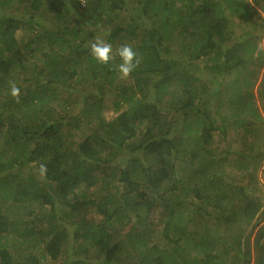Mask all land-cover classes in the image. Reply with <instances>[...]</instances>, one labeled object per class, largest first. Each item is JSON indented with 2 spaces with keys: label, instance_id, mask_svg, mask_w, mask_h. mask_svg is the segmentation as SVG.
Instances as JSON below:
<instances>
[{
  "label": "trees",
  "instance_id": "16d2710c",
  "mask_svg": "<svg viewBox=\"0 0 264 264\" xmlns=\"http://www.w3.org/2000/svg\"><path fill=\"white\" fill-rule=\"evenodd\" d=\"M83 1L0 0V199L28 218L0 206V264H264V196L249 192L264 189V0ZM248 24L261 34L236 38ZM100 33L109 65L90 54ZM125 44L141 62L121 79Z\"/></svg>",
  "mask_w": 264,
  "mask_h": 264
},
{
  "label": "rangeland",
  "instance_id": "374dc122",
  "mask_svg": "<svg viewBox=\"0 0 264 264\" xmlns=\"http://www.w3.org/2000/svg\"><path fill=\"white\" fill-rule=\"evenodd\" d=\"M82 2H83V5H85V2L83 1V0H81ZM259 9V8H258ZM260 9H261V7H260ZM258 17V16H257ZM260 20V18H256V20ZM50 22V20L49 19H47V23H49ZM260 21H256V23H259ZM261 24H263V26H264V15H263V20H262V22H261ZM101 28H103V27H101ZM260 29V27H256V29H253L252 27H251V24H248V25H238V26H236L235 27V33H236V38L238 37V36H240V37H243V39L244 40H242V41H246V40H248V39H250L251 38V34L252 35H260L261 34V31L259 30ZM97 36H101V37H103L104 39H105V37H104V35H102L101 33L100 34H98V35H96V37ZM258 45V49H260V50H262L263 51V53H264V32H263V36H262V41L261 42H259V43H257ZM210 63V62H209ZM208 63V64H209ZM205 64H207V62H205ZM204 65V63L202 62V66ZM206 73H208L207 75H205ZM205 76H204V79H206V81H207V78L209 77H212V76H216V75H219L218 73H216L213 69H209V71H206L205 72ZM259 78H258V81H257V84H256V86H255V91H254V93H255V100L257 99L258 100V102H257V105L259 106V108H258V110H259V112L261 113V115H263V118H264V106H263V100H261V88H260V86H261V80H262V78H263V75H264V68L262 69V70H260V72H259ZM230 77L229 76H225V82L226 83H228V82H231V79H229ZM219 79H221V77H220V75H219ZM224 80V79H223ZM226 83H224V84H226ZM210 84V90H212V88H213V83H209ZM76 96V95H75ZM62 98V97H61ZM64 98H62V100H63ZM256 100V101H257ZM61 102V101H60ZM259 103V104H258ZM53 105H54V103H53ZM108 106H109V110L107 109V110H105V114H109L110 116H115V114H114V111H113V109H114V105L112 104V102H111V100H108ZM80 105H79V102H77V104H75V106H74V108H75V111L74 112H78L79 111V109H80ZM59 109V108H58ZM224 110V109H223ZM16 114V113H15ZM14 114V115H15ZM224 114H225V110H224ZM11 117V116H10ZM234 134V131H232V133H231V135H229V137L230 138H232L233 135ZM246 136H248L246 139H242L241 141H240V145L243 147L244 146V144H247V145H253L254 146V144H262V141H260V140H255V139H257L256 137H254V135H246ZM216 140H217V146H220L221 148H220V150H222V149H224V148H226V142H220V138H221V134L218 132L217 134H216ZM229 138V139H230ZM257 142H259V143H257ZM247 145H246V148L245 149H243L244 150V152H243V155H246L247 153H249L250 152V150L247 152ZM234 146H235V148L236 149H241L242 147H240V146H237V145H235L234 144ZM1 147V146H0ZM1 151V150H0ZM237 157H233V156H230V160H234V159H236ZM245 158V157H244ZM244 158L243 159H241L240 160V162H239V165H241V164H244L243 162H244ZM263 166H264V163H263ZM225 168H227V169H229V170H232L233 172H235V175L238 177V179L240 180V181H243L241 178H244L245 176H246V171L244 170V169H241V167H239L238 166V168H233V167H231V169L229 168V167H227L226 165H225ZM20 171H22V168H20V167H18V166H15V168L14 169H12V172L13 173H20ZM37 170L35 169V170H32V172L34 173V172H36ZM23 172H31V171H28V170H24V171H22V173ZM259 174H261V173H263V168H261V170H259V172H258ZM6 176V174H5V172L4 173H1L0 174V177H5ZM11 183V185H15L16 184V180H17V178H14V179H12V178H9L8 179ZM263 181H264V179H263ZM241 183H243V182H241ZM0 186H1V188H2V186H3V181L0 179ZM259 187V188H258ZM1 190V189H0ZM29 191L30 192H32V191H34V189L33 188H29ZM249 192L250 193H252L253 195H255L256 197H259V198H262V200H263V196H264V189L261 187V186H259V185H257L254 181H251L250 182V184H249ZM2 194H1V192H0V196H1ZM27 203V202H26ZM0 206L2 207V208H5V210H7V212H6V214L9 216V218L10 219H19V220H21V222H23V223H25L26 222V220L28 219L26 216L24 217V214H23V212H22V210L21 209H23V207H21L20 206V208L21 209H19V208H17L16 207V204L14 203V201H13V199L11 198V199H9L8 201H6L5 199H0ZM36 214H38V215H40V217H43V218H41L42 220H43V222H44V225H42L41 224V221L39 220L38 221V226H37V229L39 230V229H41L42 227H48L49 226V224H48V222L51 220V216L52 215H54L53 213V211L51 210V206L50 205H46V206H44V207H40V208H37L36 209ZM259 220H262V218H260ZM12 236H15V234L14 233H12ZM25 238L22 236L21 237V241L22 240H24ZM59 261V264H62V263H64L63 262V260H58ZM47 264H49V262L47 263ZM51 264H52V262H51Z\"/></svg>",
  "mask_w": 264,
  "mask_h": 264
},
{
  "label": "clouds",
  "instance_id": "9594fccd",
  "mask_svg": "<svg viewBox=\"0 0 264 264\" xmlns=\"http://www.w3.org/2000/svg\"><path fill=\"white\" fill-rule=\"evenodd\" d=\"M248 3L255 6L253 0H249ZM258 11L260 14H264V12H261L260 9H258ZM90 54L97 62L103 65H109L115 59L112 45L106 42V40L101 36H97L93 42H90ZM116 54L120 57L122 62L116 66L115 70L119 72L121 79H128L139 67L141 61L137 58L136 52L133 51L130 45L125 44L120 46L117 49ZM10 95L16 103L21 102V89L15 82H10ZM38 171L42 178L46 177L47 166L45 164H41Z\"/></svg>",
  "mask_w": 264,
  "mask_h": 264
}]
</instances>
